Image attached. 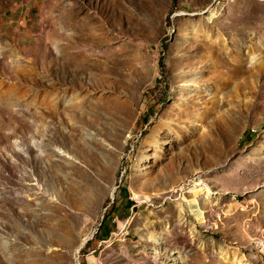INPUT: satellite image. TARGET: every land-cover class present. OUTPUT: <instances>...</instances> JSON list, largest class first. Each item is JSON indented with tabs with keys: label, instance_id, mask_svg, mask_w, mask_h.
I'll list each match as a JSON object with an SVG mask.
<instances>
[{
	"label": "rangeland",
	"instance_id": "374dc122",
	"mask_svg": "<svg viewBox=\"0 0 264 264\" xmlns=\"http://www.w3.org/2000/svg\"><path fill=\"white\" fill-rule=\"evenodd\" d=\"M0 264H264V0H0Z\"/></svg>",
	"mask_w": 264,
	"mask_h": 264
},
{
	"label": "bare ground",
	"instance_id": "6f19581e",
	"mask_svg": "<svg viewBox=\"0 0 264 264\" xmlns=\"http://www.w3.org/2000/svg\"><path fill=\"white\" fill-rule=\"evenodd\" d=\"M206 189H207V188H206ZM199 191H200V190H198V191H194V194L197 195ZM205 191H206V190H205ZM200 192H201V191H200ZM199 194H200V193H199ZM195 202H196V201H195ZM195 202H194L193 204H195V205L198 206V204L195 203ZM197 211H198V213H199V214H198V217H200L199 219H203V218H204V217H203L204 214H203V212L200 211V208H199V207L197 208Z\"/></svg>",
	"mask_w": 264,
	"mask_h": 264
},
{
	"label": "trees",
	"instance_id": "16d2710c",
	"mask_svg": "<svg viewBox=\"0 0 264 264\" xmlns=\"http://www.w3.org/2000/svg\"><path fill=\"white\" fill-rule=\"evenodd\" d=\"M159 64L162 66V64H163V59L162 58L160 59ZM158 79H159V77H158ZM104 227H105L104 228L105 229V237H108L109 234H110L109 228H108V226H104Z\"/></svg>",
	"mask_w": 264,
	"mask_h": 264
}]
</instances>
